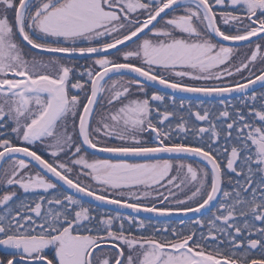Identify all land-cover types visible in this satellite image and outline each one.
I'll use <instances>...</instances> for the list:
<instances>
[{
  "label": "snow or ice",
  "instance_id": "1",
  "mask_svg": "<svg viewBox=\"0 0 264 264\" xmlns=\"http://www.w3.org/2000/svg\"><path fill=\"white\" fill-rule=\"evenodd\" d=\"M0 193V264H264V0H0Z\"/></svg>",
  "mask_w": 264,
  "mask_h": 264
},
{
  "label": "flooded vegetation",
  "instance_id": "2",
  "mask_svg": "<svg viewBox=\"0 0 264 264\" xmlns=\"http://www.w3.org/2000/svg\"><path fill=\"white\" fill-rule=\"evenodd\" d=\"M228 43H231V42H228ZM78 62L80 63V64H84L85 63V59L84 58H78ZM187 79V78H186ZM189 83H191V81H188ZM162 88V86L160 87V86H153V87H151L150 89H149V94H151V91H153V90H157V89H161ZM167 92H168V94H170V95H173V96H175L176 98H177V100L179 101L180 99H190V100H192L193 101V103H195V100H196V98L198 97V96H183V97H180L179 95H181V93L180 92H172V90H170V89H168V90H166ZM257 91H260V89L257 87ZM227 98V97H226ZM98 158H113L112 157V155L111 154H108V153H100L99 154V156H98ZM0 194H2V193H0ZM84 200L87 202L88 200H87V198L85 197L84 198ZM100 208L101 209H103V210H105V211H115L114 209H110V208H106V207H102V206H100ZM122 212H124V211H122ZM125 213H127V212H125ZM128 214H133V213H128ZM133 215H138V214H133ZM189 215H191V214H189ZM140 218H147V217H145V216H140V215H138ZM163 219H167L168 220V222L169 223H171V224H178V221H179V219H180V217H176V216H173V217H171V218H163Z\"/></svg>",
  "mask_w": 264,
  "mask_h": 264
},
{
  "label": "water",
  "instance_id": "3",
  "mask_svg": "<svg viewBox=\"0 0 264 264\" xmlns=\"http://www.w3.org/2000/svg\"><path fill=\"white\" fill-rule=\"evenodd\" d=\"M155 86H160V85H155ZM180 93L183 94V95H185V96H195L192 93H184V92H180ZM86 198H87V200H90L91 199V198H88V197H86ZM100 206L116 210V206L115 205H100ZM120 211H124V212H127V213H132L130 209H120ZM138 215L145 216V217H152L153 214L141 212Z\"/></svg>",
  "mask_w": 264,
  "mask_h": 264
},
{
  "label": "bare ground",
  "instance_id": "4",
  "mask_svg": "<svg viewBox=\"0 0 264 264\" xmlns=\"http://www.w3.org/2000/svg\"><path fill=\"white\" fill-rule=\"evenodd\" d=\"M195 96H198L199 94H194ZM180 97H183V96H185V95H183V94H181V95H179Z\"/></svg>",
  "mask_w": 264,
  "mask_h": 264
}]
</instances>
